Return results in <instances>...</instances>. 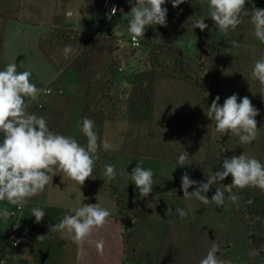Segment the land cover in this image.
Returning <instances> with one entry per match:
<instances>
[{
	"label": "crops",
	"instance_id": "1",
	"mask_svg": "<svg viewBox=\"0 0 264 264\" xmlns=\"http://www.w3.org/2000/svg\"><path fill=\"white\" fill-rule=\"evenodd\" d=\"M103 1L0 0V70L16 62L17 72L30 71V80L38 88H52V93H41L36 101L26 98L28 111L46 118L54 133L72 136L82 145L87 140L77 122L88 117L94 121L101 145L92 178L84 185L79 186L67 177L62 179L57 173L43 192L31 198L20 216L17 247L5 240L7 233L3 230L7 225L3 212L7 202L0 201V253L5 251L6 264H18L20 260H24L22 264H150V261L199 264L213 241L221 246L222 255H217L228 264H264L250 240L253 232L246 231L245 201L240 198L238 207L227 200L222 207L213 202L205 205L195 199H184L181 189L185 171L191 179L206 182V176L221 169L225 156H239L244 152L264 163V90L252 76L255 61L264 56V44L253 35L250 17L242 15V23L236 30L225 34L209 18L208 0H186L177 8L172 7L170 0L163 5L168 9L167 26L151 27L147 42L152 47L159 45L164 52L174 48L178 56L170 57L166 52L160 56L165 66L160 84L149 92L153 100L143 127L148 130L149 139L155 137L157 142L160 136V159H169L172 163L156 167L140 163L154 172V186L147 197L141 198L147 218L134 221L126 241L112 187L136 188L128 174L137 164H131L127 157L132 155L134 136L136 139L140 134V126L123 102L133 96L130 74L145 73L141 63L146 57L141 48L133 51L116 41L126 38L128 33L131 19L128 0H114L122 8L121 14L101 36L93 35ZM253 3L264 8V0H249L245 5L249 12ZM127 15L129 18H125ZM201 17L205 18L208 28L193 29L192 22ZM233 40L238 46H232ZM65 46L73 49L67 56L63 53ZM201 47H208L202 60L198 58ZM213 54H217L218 65L199 74L211 73L215 82L214 98L219 95V103L223 104L234 93L238 94V102L247 96L260 113L255 117L257 139L241 145L238 137L222 135L225 140L222 153L216 142L215 124L204 114L195 85L181 73L182 61L190 62L192 73L198 74L200 62L209 66ZM144 103L140 102V110L144 107L148 110ZM105 142L110 145L108 150L103 149ZM169 147L172 154L166 152ZM184 150L190 156L191 165L180 167L176 162ZM107 164L115 166V179L104 175ZM229 179L212 186L208 198L211 199L216 187L223 189L228 185ZM194 190L195 186L189 188V192ZM250 191L254 197L264 194L258 188L250 187ZM82 203H99L110 210L111 216L103 227L94 229L79 245L60 233H49V225L59 223L66 214H74L70 209ZM36 206L45 212L40 223L31 214ZM213 206L225 209L226 213H211ZM177 207L184 209L188 216L181 219L175 213ZM261 207L264 212V198ZM168 209L172 211L167 212ZM256 230V235L264 239V217ZM41 235L45 238L37 240ZM100 239L104 240L103 255L95 247V241Z\"/></svg>",
	"mask_w": 264,
	"mask_h": 264
},
{
	"label": "clouds",
	"instance_id": "2",
	"mask_svg": "<svg viewBox=\"0 0 264 264\" xmlns=\"http://www.w3.org/2000/svg\"><path fill=\"white\" fill-rule=\"evenodd\" d=\"M128 2L131 6L128 32L134 45L138 43V38H144L148 27L167 26L168 9L163 7L167 0H128ZM170 2L173 8H177L186 0H170ZM246 2L249 0H208L209 18L218 31L226 34L230 30H236L242 23V15L248 16L253 25V35L264 44V8H258L253 3L249 12L245 8ZM116 12L117 8L113 7L108 19L115 16ZM204 21L205 18L201 17L193 21L191 27L204 31L208 28ZM114 34L120 36L121 33ZM231 44L238 46L235 40ZM72 51L71 46H65L63 49L65 56ZM17 67V63L12 62L5 70H0V134L3 135L0 141V201H6L9 205L23 209L32 197L44 191L57 173L61 174L62 179L67 177L79 186L84 185L87 179L92 178L101 145L94 131V121L88 117L77 122L80 132L87 140L86 145H82L72 136L54 133L49 129L46 118L30 113L26 98L36 101L41 93L50 90L38 88L30 80L32 73L17 72ZM252 76L259 81L264 90V56L255 61ZM219 101L220 96L217 95L207 110H204L206 117L215 124V131L222 135L238 137L241 145L255 141L258 134L255 117L260 113L251 100L245 96L239 98L238 102V94L234 93L228 96L223 104ZM109 147L106 142L103 144L104 150H108ZM189 157L187 151L181 152L177 158V166H190ZM104 167V175L108 179H115V166L107 164ZM128 175L138 189L139 198L147 197L152 192L154 172L151 169L141 167L138 162ZM229 176L231 183L224 185L223 189L216 187L215 193L209 199L207 193L210 188ZM206 177V182L196 181L185 171L181 176L183 198L195 199L205 205L213 202L218 207L224 206L227 200L238 207L240 197L232 191L234 188L243 190L252 187L264 191V163L244 152L239 156H225L221 169ZM194 186L195 190L189 192V188ZM247 203L251 204L253 201L248 200ZM169 211L172 210L168 209L167 212ZM70 212L74 214H66L59 223L49 225V233H60L77 245L89 237L94 229L103 227L111 216L110 210L99 203H82L78 207L71 208ZM175 213L181 219L188 216V213L179 207L175 208ZM31 214L35 217L36 223H40L45 217V212L40 206L33 207ZM3 215H9L7 209L4 210ZM44 238L45 236L41 235L37 240ZM19 243L20 241L16 240L13 246ZM95 247L97 252L103 255L104 240L95 241ZM218 253L222 255L221 246L213 241L199 264H228L227 261L219 258Z\"/></svg>",
	"mask_w": 264,
	"mask_h": 264
},
{
	"label": "rangeland",
	"instance_id": "3",
	"mask_svg": "<svg viewBox=\"0 0 264 264\" xmlns=\"http://www.w3.org/2000/svg\"><path fill=\"white\" fill-rule=\"evenodd\" d=\"M125 18H129V15H127ZM96 25L97 27H99L98 22L96 23ZM149 28L151 27H148L147 30L145 31L144 38L146 41H143L140 47L142 50V55L146 57V61L141 63V66H142L141 69H144L145 73L139 76L136 74L133 75L132 73L130 74L132 75V77L130 78L132 80L133 87H134L131 95H133L134 97L129 96L128 98L125 99V101L123 100L124 101L123 103L124 105L127 106V109H128L127 111L131 115L132 119L137 120L138 121L137 125L140 126V130H139L140 134L138 135L136 139L134 136L132 155L127 157V159H129V162L134 165L139 162V163H142L143 165H149V166L156 167V166H160V164L170 165L172 161H170L169 159H162V160L160 159V136H158L157 142L155 140V137L152 138V140L149 139L148 130L146 129V127H143V122H145L144 120H146V118L149 117V113H150L149 107H150L151 101L153 100L151 99V97H153V94L151 95L149 92H151L156 86L160 84V78L162 75L161 70H162V67L165 66V61L160 60L161 58L160 56H162V54L166 52V54H169L170 57L171 56L177 57L178 53L174 48L169 49L168 51L164 52L163 49L159 45H154V47L150 46V44L147 42L148 38H150L149 35H150L151 30H149ZM130 36L131 35L128 32L126 35V38ZM207 51H208V47H201L198 58H201L202 60V56L206 54ZM213 55H214L213 58L211 59V61H209V64H210L209 66H206L205 62H200L198 74L195 72L192 73V65L190 62L184 63L181 60L182 61V65H181L182 72L181 73L187 75L186 77L190 79L194 85L198 84L200 85V87H204L207 90H210L211 92L209 95L210 103L212 102V99H214V85H215L214 79L211 77L210 72H207V74L204 76H201V74L199 73L203 74L205 71H208L210 66L211 68H214L215 66L218 65L217 54H213ZM171 66H172V62L169 63V67ZM129 68H131V65L129 66ZM148 93L150 95H148ZM205 96L207 97L208 95H205ZM135 97H137V99H135ZM141 101L145 102L144 104L147 105L148 110H146V107H144L143 110H140L139 107H140ZM214 133H215V130H214ZM215 134H216V142L218 143L219 150L222 153L223 146L225 145L224 143L225 140L223 139L222 134L218 132H216ZM158 135H160V133ZM169 148L170 149H166V152L169 154H172L173 150L171 149V147ZM121 160H122V157L120 158V161ZM228 179H229V184H230L231 177L229 176ZM114 187H118V186H114ZM234 191H236V194L243 201H245L246 208L244 212V220H245V224L247 227L246 231L253 232V228L256 225H258L260 221L259 216L262 210L260 205L262 203V199L264 198V194L261 191L262 192L261 195H259L258 197H254L250 191V187L245 188L243 190L234 188ZM248 200H252L253 203L258 202V205L260 207L255 206L253 203L248 204L247 203ZM205 211H208V210H205ZM211 213L225 214L226 210L218 209L217 207L213 206L211 208ZM4 257L6 258L5 252H4Z\"/></svg>",
	"mask_w": 264,
	"mask_h": 264
},
{
	"label": "trees",
	"instance_id": "4",
	"mask_svg": "<svg viewBox=\"0 0 264 264\" xmlns=\"http://www.w3.org/2000/svg\"><path fill=\"white\" fill-rule=\"evenodd\" d=\"M149 30H151V28H149ZM195 87L198 94L201 96V105L203 109L207 110V107L210 106L211 104L209 99V95L211 93L210 90H207L204 87H200V85L198 84ZM205 95L208 96L206 97ZM112 196L116 200V204L118 207V215L120 216L124 225V237L126 241H128L132 232L134 221L146 219L148 213L141 204V198L138 197V189L134 187H123V186L112 187ZM253 204L257 207L261 206L258 205V202H254ZM259 217H260V221L258 225H256L253 228V233L250 236V240L252 241L255 248L258 250L259 254L262 256V259L264 260V239L256 235V231H257L256 228L261 224L262 219L264 217L263 210H261ZM4 252L5 251H2V254H4ZM5 260L7 263V258H5ZM150 264L153 263L150 261ZM154 264H159V263H154Z\"/></svg>",
	"mask_w": 264,
	"mask_h": 264
},
{
	"label": "built area",
	"instance_id": "5",
	"mask_svg": "<svg viewBox=\"0 0 264 264\" xmlns=\"http://www.w3.org/2000/svg\"><path fill=\"white\" fill-rule=\"evenodd\" d=\"M117 8V12L115 16H112L111 19H108V14L111 13L112 8ZM122 8L120 7L119 3L114 0H104L102 3V10L100 14L97 17V22L99 23V27H97L93 35L101 36L102 33L108 29L111 24L118 18V16L121 14ZM117 44L120 46H127L131 50H137L141 47L142 42L138 38V43L136 45L133 44L131 40V36L128 38L121 37L116 39ZM122 70V68L120 69ZM45 90H50L47 92H43L42 95H48L52 93L51 86L44 88ZM40 108H43V105L39 106ZM6 209L9 212V215L5 216L6 218V229L3 230L5 233H7L6 239L10 241L11 245L13 246L15 241L18 240L19 234H20V228H19V221L20 216L23 212V209H18L15 206L6 204ZM19 244H16L13 247H17ZM0 264H6L5 257L0 253Z\"/></svg>",
	"mask_w": 264,
	"mask_h": 264
},
{
	"label": "water",
	"instance_id": "6",
	"mask_svg": "<svg viewBox=\"0 0 264 264\" xmlns=\"http://www.w3.org/2000/svg\"><path fill=\"white\" fill-rule=\"evenodd\" d=\"M22 263H24V260H20L18 264H22Z\"/></svg>",
	"mask_w": 264,
	"mask_h": 264
}]
</instances>
